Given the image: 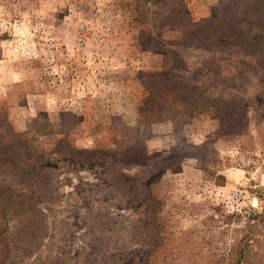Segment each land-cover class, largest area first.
Wrapping results in <instances>:
<instances>
[{"label": "rangeland", "instance_id": "1", "mask_svg": "<svg viewBox=\"0 0 264 264\" xmlns=\"http://www.w3.org/2000/svg\"><path fill=\"white\" fill-rule=\"evenodd\" d=\"M180 1L198 22L219 14ZM176 8L0 0V264H215L245 234L241 264H264V66L179 43ZM173 50L186 68L169 73ZM141 72L202 94L144 106Z\"/></svg>", "mask_w": 264, "mask_h": 264}, {"label": "trees", "instance_id": "2", "mask_svg": "<svg viewBox=\"0 0 264 264\" xmlns=\"http://www.w3.org/2000/svg\"><path fill=\"white\" fill-rule=\"evenodd\" d=\"M174 4L175 8L178 6V9H180L178 15L184 18L177 19L184 28V37H182L183 40H180L179 43L190 45L196 42L203 44L212 42L217 45L228 46L229 48L236 49V53L244 58V63H248L247 57H251L253 58L252 64H255L254 62L257 60L262 62L260 65H254L256 66L255 69L259 66H264V0H220L219 14L217 13L219 16L212 15L211 17L204 18L201 22L192 18L182 1L174 0ZM178 9L176 8V10ZM228 23V28L222 27V25H227ZM218 35L220 36L217 37ZM171 54L173 63L169 68V73H172L173 68H186V62L178 51L173 50ZM220 59L224 60V58ZM216 61H219V58ZM166 62L168 63V60L164 63ZM163 66L162 69L166 70L165 65ZM208 71L209 73H215V71H212V68ZM239 75L242 76L244 74L239 73ZM140 80L143 86L149 90V95L146 98L144 106L149 103L154 104L163 98L168 111H173L179 106L191 108L198 100V98H194V95L202 94L201 91L193 92L194 95H189L188 93V89L197 90L202 88L200 81H196L195 83V81L190 79L165 77L156 79L145 72L140 73ZM205 92L208 94L207 98H212L214 95V92L210 91L209 88H205ZM178 99L180 100L179 102H177ZM225 217V219H222L223 223L221 224L223 231L229 229L231 224V216ZM248 225L250 224L248 223ZM236 230H245V228ZM247 238V234L242 237L237 236L234 246L235 250L233 248L226 249L220 256H216L215 264H241L248 251ZM174 252L168 248L165 256H172ZM178 252L180 257L181 250H178ZM152 253L153 249L147 255L150 256ZM228 257L233 259L232 262H227ZM120 264H139V262L133 258Z\"/></svg>", "mask_w": 264, "mask_h": 264}]
</instances>
